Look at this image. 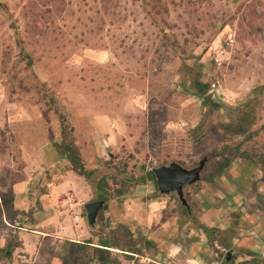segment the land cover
Returning a JSON list of instances; mask_svg holds the SVG:
<instances>
[{
  "label": "rangeland",
  "instance_id": "374dc122",
  "mask_svg": "<svg viewBox=\"0 0 264 264\" xmlns=\"http://www.w3.org/2000/svg\"><path fill=\"white\" fill-rule=\"evenodd\" d=\"M0 5V87L6 103L0 108L1 204L24 179L23 167L40 162L27 157L45 145L54 147L50 137L60 139L65 129L94 173L87 180L74 174L77 180L68 181L80 191L86 183L92 201H98L100 180L117 179L109 180L103 219L87 225L98 239L119 241L127 250L129 240L118 228L129 212L124 202L148 194L165 198L153 183L129 181L144 168L180 158L184 168L193 169L203 156L229 146L230 154L208 157L204 175L212 181L238 148L256 162L264 160V0H0ZM14 28L35 60L34 72L20 56ZM195 81L210 84L208 91L202 94ZM41 84L56 95L64 128L51 112L44 119L49 95ZM199 127L206 136L189 139ZM60 159L58 168L34 173L31 185L38 192L68 173V163ZM203 188L202 183L186 188L194 208L204 204L203 196H212ZM172 198L168 208L182 211L178 196ZM85 201H79L82 208L91 200ZM128 223L143 253L133 260L118 254L115 264H160L142 229ZM10 229L0 224V241L10 238ZM216 240L222 245L219 255L230 253L232 264H251L254 258L264 264L260 256L225 248L230 234Z\"/></svg>",
  "mask_w": 264,
  "mask_h": 264
},
{
  "label": "crops",
  "instance_id": "0c3cea01",
  "mask_svg": "<svg viewBox=\"0 0 264 264\" xmlns=\"http://www.w3.org/2000/svg\"><path fill=\"white\" fill-rule=\"evenodd\" d=\"M1 87L0 108L4 109L6 103ZM54 149L45 145L34 157H27L24 153L28 160L37 158L40 162L37 165L26 164L21 171L24 179L12 186L14 221L20 223V227L14 228L20 247L15 249L11 260H4L3 263L106 264L118 254L123 255L125 252L121 250L100 246L98 236L87 225L84 207L79 201L85 198L86 203L88 200L93 202L91 190L84 183L81 184L84 192L80 191L68 181L72 177L77 180L74 172L67 170L68 173H59L54 178L55 184L44 183L43 193L32 187L34 173L45 168H58L61 156ZM221 172L222 175L212 181L203 174L196 185L202 183L203 190H208L212 196L202 195L204 204L199 209L194 208L193 199L189 197L188 209H192V215L196 214L193 216L201 224L217 228L223 235H231L230 242L223 245L225 248L238 251L241 255L254 254L264 258V170L254 161L235 159ZM32 190L36 192L30 193ZM198 193L194 195L197 197ZM172 195L153 199L148 198V194L140 201H132V204L124 202L129 212L118 223L130 225L128 222H134L133 226L142 229L146 244L162 260L160 264H222L218 260V250L222 245L215 241L212 247L203 232L191 227L190 216L168 208L169 201H173ZM206 204H211V209H204ZM90 239L92 243H88ZM5 245L6 237H3L0 249ZM104 250L111 253V259H101L100 253Z\"/></svg>",
  "mask_w": 264,
  "mask_h": 264
},
{
  "label": "trees",
  "instance_id": "16d2710c",
  "mask_svg": "<svg viewBox=\"0 0 264 264\" xmlns=\"http://www.w3.org/2000/svg\"><path fill=\"white\" fill-rule=\"evenodd\" d=\"M1 7V5H0ZM14 30L16 31V45L19 48L20 51V56H22L23 61L26 62V66L28 68V70H30L31 72H34V66H35V60L33 58V56L31 54H29L26 51L25 48V42L21 37V33L19 32L18 28H14ZM34 79H37V76L34 74ZM195 85L200 87L201 89V93L205 94L209 87L210 84H203L199 81H195ZM40 87L43 88L42 92L45 93V96L47 97L49 95V99H47L46 102V106L43 108V117L44 119H49V113H53V115L55 117H57L61 124H62V128H64V125L66 123V118L65 116L61 113L58 105H57V100H56V95L53 92H50L47 87L46 84H41ZM41 91V90H40ZM40 103H43V101H41ZM211 104V102H210ZM214 107L215 108H221L220 104H216L214 103ZM223 107V105H222ZM45 108H48V110H45ZM4 132H2V130H0V136H4ZM66 130L62 129L61 132V137L60 139H56L54 138V136L52 135L50 137V142L54 144V147L57 148V150L60 152L61 157L68 163L69 165V169L68 171H72L75 174H77L80 177L85 178L86 180L89 179L90 177H92V175L94 174L92 171L87 170L86 167V163L83 160L82 154L79 150V148L76 146L75 142H71L69 141V139L66 136ZM194 136H196L197 139H199V137H205L206 133L204 131L203 127H199L197 130H194L191 132L190 134V138L191 140ZM52 144V145H53ZM226 153H231V148L229 146H226L224 148V151L221 152H217V150H214L213 152H211V154L209 156H203L204 158H218V157H222L224 156ZM243 159L246 161H254L253 156L251 154H249L248 152H241L240 149H237V153L234 156V159ZM232 162V160H227L224 164V166L221 168L223 169L224 167H228L230 165V163ZM172 164V163H178L181 166H184V164L181 162V159H172L171 162H163L161 164V166H166L167 164ZM258 165H260L262 167V169L264 170V160L260 159L259 161L256 162ZM145 172L141 177H131L129 178V181L131 183L137 184V185H147L149 183H153L154 186L156 187V189L158 190V185L156 182V178H155V174H154V169L151 170H147L146 168H144ZM67 170V169H66ZM109 180H112L114 182H116V178H108V177H103L100 182H99V199L101 201H105L108 202L110 200V192H109ZM118 196H123L124 193L122 192V190H119L117 193ZM104 210H108V207L105 206ZM182 212L184 215H188L191 217L192 222L196 225L195 229L200 230L201 232H203V234H205V236L207 237L208 241L210 242L211 246L214 247V242L217 241L216 238H218L219 236L223 235V232H221L220 230H218L217 228H210L204 224H201L199 222V220L197 219V217H194L192 215V209H188L187 207H184L182 209ZM16 216H15V210H14V196H13V192L11 191V195L8 198V200L4 201L2 204L0 203V224L4 225V226H8L5 223L8 222L9 224H12L15 220ZM85 218H86V214H85ZM100 219H103V215L100 216ZM10 238L7 237L6 238V245L3 249H0V263H2L4 260H11L12 254L15 251L16 248L20 247V244L18 242V235H17V230L14 227H10ZM118 228L123 232L124 236L128 238L129 240V247L127 250H124L123 248H121L119 241H112L109 240L108 238H104L99 240V244L102 247L105 248H112V249H118L121 250L123 252H125L123 255H126L127 253H129L130 255H126L128 256L129 259L133 260L134 255H138L141 256L143 251L140 250L136 243H135V239H134V235L132 230L128 227V225L125 224H119ZM13 231V232H12ZM15 231V232H14ZM101 237V236H100ZM93 240L90 239L88 240V243H92ZM228 242V241H227ZM148 246V245H147ZM226 246H229V244H227ZM150 247V246H148ZM105 252H103V254L101 255V259H103L104 261H107L108 259H111V253L108 250H104ZM133 254V255H131ZM225 254L224 256L221 254L219 255V261H221L222 264H232V259H230L229 261L227 260ZM264 259V258H263ZM260 262H262L261 259H257L254 258L251 262V264H259ZM109 264H115V262L109 261ZM106 263V264H108Z\"/></svg>",
  "mask_w": 264,
  "mask_h": 264
},
{
  "label": "water",
  "instance_id": "95a60500",
  "mask_svg": "<svg viewBox=\"0 0 264 264\" xmlns=\"http://www.w3.org/2000/svg\"><path fill=\"white\" fill-rule=\"evenodd\" d=\"M208 163V158L200 161L197 167L186 169L178 163L169 166H161L154 169L158 190L162 195L169 196L176 194L184 207H189L185 189L196 185L202 180ZM106 205L105 201H93L84 206L86 222L90 227L95 226L97 220ZM227 260L231 259V254L226 255Z\"/></svg>",
  "mask_w": 264,
  "mask_h": 264
},
{
  "label": "built area",
  "instance_id": "2783aa9c",
  "mask_svg": "<svg viewBox=\"0 0 264 264\" xmlns=\"http://www.w3.org/2000/svg\"><path fill=\"white\" fill-rule=\"evenodd\" d=\"M229 39H230L231 43L234 42V39H233V38L230 37ZM75 219H76V220H79V217H76ZM5 223H6L8 226H10V227H20V223H18V222H16V221H14V224H9V223L6 222V220H5Z\"/></svg>",
  "mask_w": 264,
  "mask_h": 264
}]
</instances>
